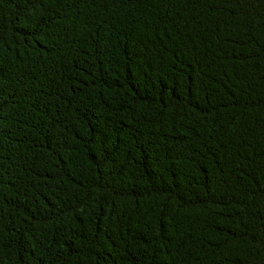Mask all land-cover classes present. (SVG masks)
Returning a JSON list of instances; mask_svg holds the SVG:
<instances>
[{
	"label": "trees",
	"instance_id": "1",
	"mask_svg": "<svg viewBox=\"0 0 264 264\" xmlns=\"http://www.w3.org/2000/svg\"><path fill=\"white\" fill-rule=\"evenodd\" d=\"M0 264H264V0H0Z\"/></svg>",
	"mask_w": 264,
	"mask_h": 264
}]
</instances>
